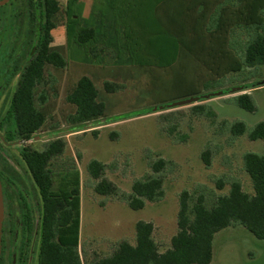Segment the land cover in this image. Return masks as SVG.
<instances>
[{
    "label": "rangeland",
    "instance_id": "obj_1",
    "mask_svg": "<svg viewBox=\"0 0 264 264\" xmlns=\"http://www.w3.org/2000/svg\"><path fill=\"white\" fill-rule=\"evenodd\" d=\"M141 1L75 0L72 11L80 21L79 26L96 31L95 37L86 44L68 39L64 11L54 17L57 27L52 32L54 41L51 47L65 55L68 65L65 69L53 66L46 69L59 81V98L52 101L53 117L61 121V113L73 110L65 97L71 85L75 86L83 76L92 78L99 91L98 100L105 105L100 121L89 122L74 130L61 122L62 128L58 132L46 134L49 132L46 131L49 130L47 124L44 128L46 132L41 133L42 140L64 137L68 142L66 156L73 157L78 167L81 182L78 248L83 264L110 256L122 241L135 243L139 221L154 224V237L161 250H165L178 231L182 192L206 193L207 198L213 201L216 196L229 192L230 182L239 180L244 190L252 193L253 185L244 169L243 156L249 152L264 154V141H253L248 136L257 124L264 122V87L205 99L222 90L264 80V65L230 70L225 62L214 61L212 56L204 53V39L195 47V54L184 48L173 65H156L150 56L154 50L147 40L151 37L148 25L160 19L168 23L172 15L199 13L201 9L198 7L196 11V4H191L189 0H169L158 5L155 1V8L153 3L148 4L147 9L139 12V21L132 20L130 16L138 10V2ZM211 1H217L219 7H223L236 0ZM60 2L65 7L67 0ZM188 5H192V9L186 8ZM218 12L219 8H216L217 15ZM121 13L124 18H121ZM212 14L209 11L207 22H196L199 24L196 31L209 33L213 28ZM126 22L137 31L138 47L134 36L126 33ZM29 29L26 0H9L0 5V112L17 84L15 66L25 64L23 50ZM103 47L106 49L101 51ZM93 48L97 49L95 55L90 51ZM136 53L143 63L135 62ZM106 83L117 88L108 92ZM245 92L251 94L256 106L254 112L242 108L233 97ZM191 98L204 100L198 102L204 103L203 107L192 108L194 104L175 107L164 111H172L169 116H160L162 112H157L167 104ZM147 111L154 113L145 114ZM236 122H243L246 132L234 137L229 128ZM175 124L179 125L177 136L164 132ZM73 131H76L75 134H71ZM40 144L44 143L36 145L40 147ZM5 149L8 156L1 158V168L7 176L21 184L28 197L23 180L29 175L18 149L12 146ZM207 149L211 152L209 166L201 156ZM159 158L175 163L163 171V196L155 202H148L141 210L131 209L124 198L132 194L136 181L150 175V163ZM93 160L108 165L106 177L117 187V196L95 191V181L88 171V165ZM219 179L226 183L223 190L217 189ZM36 199L39 200V197L36 196ZM17 201V197L10 194L7 208L9 224L13 233L17 230L16 236L9 239L10 242L15 240L12 247H18L22 238L18 227L21 216ZM236 228L243 230V234L233 227L215 235L211 264H264V240L255 238L243 226ZM227 232H238V235L235 239H228L225 237ZM7 254L12 259L13 251L9 250ZM10 258H5L6 263Z\"/></svg>",
    "mask_w": 264,
    "mask_h": 264
},
{
    "label": "trees",
    "instance_id": "obj_2",
    "mask_svg": "<svg viewBox=\"0 0 264 264\" xmlns=\"http://www.w3.org/2000/svg\"><path fill=\"white\" fill-rule=\"evenodd\" d=\"M155 1L158 5L169 0L138 2L140 7L131 14V19L139 21V12ZM189 1L196 4V11L200 7L201 12L172 15L168 23L160 19L161 22L153 20L148 25L151 37L147 40L149 47L154 50L150 54L152 62L161 66L173 65L181 55L180 51L186 48L192 51L191 54H195V47L204 39V53L212 56L214 61L225 62L230 70L264 65V0H236L223 7H219L217 1ZM74 3L75 0H67L63 7L60 0H29L31 21L25 52L26 63L19 73L15 90L2 109L0 119V131L7 142L31 141L47 124L51 130L59 129L61 122L70 128H79L89 122L100 121L104 116L105 105L98 100V89L91 77L83 76L75 86L71 85L65 97L73 110L61 113V121H56L55 116L53 117L55 110L52 101L59 98V81L57 76L46 69L47 66L65 69L68 65L65 55L51 47L54 41L52 32L57 27L54 17L65 12L69 40L75 39L86 44L96 34L93 28L79 26L80 21L72 11ZM156 4L153 3L152 7L155 8ZM191 6L186 8L192 9ZM216 8H219L218 15L215 13ZM130 10L134 11L132 8ZM209 11L213 13V28L208 34H201L199 30L196 31L199 26L196 22H207ZM120 16L124 18L122 13ZM128 23L125 26L126 33L134 36L138 47L137 31ZM231 40L235 42L231 43ZM208 41L212 46L207 44ZM104 49L106 48L103 47L101 51ZM90 51L95 55L97 49ZM135 59L138 64L143 63L137 53ZM105 88L108 92H113L117 86L106 83ZM248 89L251 88L246 90ZM233 97L245 110H256L248 92ZM202 101L204 100L199 102ZM203 105L204 103H196L191 107L199 109ZM170 109L172 108L165 106L157 112H162L160 116H169L173 112L164 111ZM150 113L154 112L147 111L145 114ZM178 128L179 125H171L164 132L169 136H177ZM229 129L234 137L246 132L243 122H236ZM248 136L253 141H264V122L257 124ZM67 148V140L61 137L51 140L43 149L32 150L29 145L27 150L21 152L40 197L37 264H83L78 248L80 174L76 161L66 156ZM210 154V149H207L201 155L208 166L211 162ZM80 157L79 155L78 158ZM243 160L244 169L252 181L253 192L245 191L239 180L230 182L229 192L216 196L213 201L207 198L206 193L182 192L178 231L165 250H161L154 237V224L139 221L136 224L135 243L122 241L110 256L84 264H211L215 235L221 230L239 226H243L255 238L264 240V154L249 152L243 156ZM174 164L164 158L150 163V175L136 181L132 186V194L124 198L129 207L141 210L148 202L159 200L164 194L163 171ZM107 169L108 165L96 160L88 165L89 174L95 181V191L102 195L117 196V187L106 177ZM225 184L223 179H219L217 189L223 190ZM22 215L30 226L31 214L23 212Z\"/></svg>",
    "mask_w": 264,
    "mask_h": 264
},
{
    "label": "flooded vegetation",
    "instance_id": "obj_3",
    "mask_svg": "<svg viewBox=\"0 0 264 264\" xmlns=\"http://www.w3.org/2000/svg\"><path fill=\"white\" fill-rule=\"evenodd\" d=\"M26 2H27V7H28L29 26H30L31 16H30L29 0H26ZM29 34H30V29H29ZM29 34L27 36V41L25 43L24 50H23V56L25 58V63H26L25 52L27 49ZM24 65L25 64H22L21 66H17V65L15 66L14 69H15V71H17V76H19V73L23 69ZM18 80L19 79H17V84H18ZM17 84H16V86H17ZM15 88H14V90H15ZM1 113H2V111L0 112V119H1ZM61 128H62V126L56 130H51V129L46 130V131H49L46 134H48L50 132L52 133L53 131L58 132V130H60ZM70 129L74 130L76 128L73 127ZM44 131L45 130L38 133L33 140L28 141V142H24L22 140L7 142L5 140V138L3 137V132L0 131V179L2 182L4 207H5V218H4L3 231H2L0 264H37V262H38V251H39V245H40V231H39V227H40V225H39L40 197H39L37 188L34 184L31 173L28 169V166L26 165L25 161L23 160V158L21 156V152H22V150H27L29 145L32 148V150H33V148H36L39 150L43 149L44 145L51 141L49 139L42 140V138H41L42 134L41 133H43ZM75 132L76 131H73V132H71V134H75ZM58 138H61V137H58ZM36 139H40V141H38ZM52 140H54V139H52ZM38 142H43L44 144H40V147H39L36 145ZM9 146H12V147L18 149L19 156L25 165L26 173L29 175V177H27V179L24 177V180H23V181H25V186L27 187V191H28L27 194H29L28 197L23 192V190L21 188V184H18V182L15 181V179H13L11 176H9V175L7 176V173L1 168V166H2L1 158L3 157V155L6 156L5 155L6 149L5 148H7ZM10 194L15 195L17 197L19 213L21 216L20 221H18V223H20V226H18V227L20 228L22 238H21V242L18 245V247H17V245H14L12 247V242H15V240H13L11 242L9 240L10 237L16 236V234H17V230L14 231L16 233H13L11 226L9 224L7 208H8V202H9ZM36 196L39 197V200L36 199ZM23 212L24 213L29 212L31 214L32 221H31L30 226L27 224L26 219L25 220L23 219V215H22ZM16 247H17V249H16ZM9 250L13 251L12 259L10 258L11 255H8V254L6 255V253ZM17 255H18V258H17ZM6 257L10 258L8 263H6V260H5Z\"/></svg>",
    "mask_w": 264,
    "mask_h": 264
},
{
    "label": "water",
    "instance_id": "obj_4",
    "mask_svg": "<svg viewBox=\"0 0 264 264\" xmlns=\"http://www.w3.org/2000/svg\"><path fill=\"white\" fill-rule=\"evenodd\" d=\"M9 0H2L0 1V5L6 4ZM264 86V80L259 81V82H253L249 86L244 85V86H236L233 88H229L226 90L219 91L213 95L207 96L205 99H211L215 97H222L225 95H229L231 93H239L245 91L247 88L255 89ZM200 101L199 98H191L185 101H179V102H174L167 104V108H175V107H180V106H185V105H190V104H195ZM164 109V108H163ZM118 118H115V120ZM111 120V119H110ZM84 127V125L82 126ZM4 218H5V207H4V198H3V188H2V182L0 179V256H1V244H2V231H3V223H4Z\"/></svg>",
    "mask_w": 264,
    "mask_h": 264
},
{
    "label": "crops",
    "instance_id": "obj_5",
    "mask_svg": "<svg viewBox=\"0 0 264 264\" xmlns=\"http://www.w3.org/2000/svg\"><path fill=\"white\" fill-rule=\"evenodd\" d=\"M262 87H264V86H262ZM262 87L255 88V89H253V90L256 91V90H258V89H260V88H262ZM228 229H229V228H228ZM234 230H235V231H238V230H239V231H240L239 233H242V234H243V232H242L243 230H240L239 228L234 227ZM226 231H227V230H226ZM224 233H225V232H224ZM227 233H228V234H226L227 236H225V235H224V236H225L226 238H228V239H229V238L235 239V238L237 237V235H238V232H231V233H230V232H227ZM226 238H224L225 241L228 240V239H226ZM118 244H119V243H118ZM118 244H117V245H118ZM116 248H117V247H116ZM116 248H114V250H115ZM114 250H113V251H114ZM112 253H113V252H112Z\"/></svg>",
    "mask_w": 264,
    "mask_h": 264
}]
</instances>
